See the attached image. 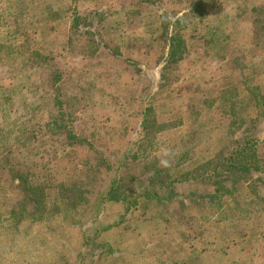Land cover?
Returning <instances> with one entry per match:
<instances>
[{"label": "rangeland", "instance_id": "rangeland-1", "mask_svg": "<svg viewBox=\"0 0 264 264\" xmlns=\"http://www.w3.org/2000/svg\"><path fill=\"white\" fill-rule=\"evenodd\" d=\"M187 1L0 0V264H264V0H206L166 69L162 17ZM74 9L106 19L82 38ZM66 124L86 142L67 143ZM242 137L259 170L221 209L205 177ZM99 154L91 201L117 174L139 195L129 213L61 195ZM187 172L199 182L150 192Z\"/></svg>", "mask_w": 264, "mask_h": 264}, {"label": "trees", "instance_id": "trees-1", "mask_svg": "<svg viewBox=\"0 0 264 264\" xmlns=\"http://www.w3.org/2000/svg\"><path fill=\"white\" fill-rule=\"evenodd\" d=\"M141 3H147V4H152L155 0H139ZM74 2H76V0H74ZM188 7L187 9H185L183 12H181V15H176L173 18H170L167 16V14H164L162 17V23L161 25H163L161 27L162 29V38L163 41L165 42L167 48H168V52H167V56L165 58V62H166V69H168L171 65H173L175 62L180 61L183 57L182 55V51H184V49L182 50L183 45L185 44L184 42V37H183V29L184 27H180L178 28L185 19H192V14L191 13H195L197 12L198 14H204V12L206 11V5H207V1L206 0H188ZM48 8V12L55 14L54 11L49 10ZM185 13H188L186 15H184ZM105 12L102 11L101 9H97L96 11H93L91 13H86V14H82L79 10L77 11V9H74L73 12V16H72V21H71V28L73 29V31L75 33H77V35L79 36H83L84 33L85 34H90L89 32L86 31V28L89 26V24L92 22L90 19H95L97 16H101L102 20L106 19V16L104 15ZM52 18V16H50ZM100 18L98 19V22H100ZM101 20V21H102ZM130 22V21H129ZM114 23V22H113ZM131 24V23H130ZM120 25V24H119ZM129 25V24H128ZM83 28V31L81 32ZM129 30H132L131 28ZM87 41V40H86ZM89 43H92L93 40L88 41ZM185 46V45H184ZM2 52H5V48L4 46H0ZM164 76L162 75V82H164ZM256 104H260V101L256 99ZM152 108V107H150ZM264 115V112L263 114ZM146 125V121L145 119L142 122V126L145 127ZM65 130V139L67 141V143H84L86 142V140L84 138H80L75 132V130L72 129V127L68 124H66L64 127ZM245 131H247V129L243 130V134L242 136L245 134ZM245 136V135H244ZM246 137H242V139L240 140H235V142H233L234 144H237V147H234V149H232V151H230L228 153V155L223 156L222 158H224L223 162L221 163V165H219V167H216L215 169L211 168L210 171L208 172V176L205 177V180H212L210 181L209 184L214 185V194L212 195L211 199H218V203H220V208L222 209V204H225V202L222 200L221 197L225 196L227 197V193H230L231 191H235V186L236 184L238 185V183L241 181H245L246 177L245 173H249L250 169L252 168V170H259V166L256 165V163L259 162L258 158L256 157L255 153H251V150H253L256 146V143L252 140V139H247L245 140ZM87 146L91 149H94V145L91 143H86ZM97 157V156H96ZM92 158L91 162L88 161H81V159H79L80 161V165L83 166V169H85L84 172L81 171V181L80 183H83L80 186V189H69V190H65L64 192L60 191L61 195L64 196V198L66 199H77L78 197H82L83 199L79 200H74L72 203L78 205V203L76 202H82L85 201L86 203H89L91 201V195L93 194V191L91 190V186L88 185V183H84V180H86L87 176H89V173H93V171H95L97 169V166L103 168V169H107L109 170V166L107 168V157H104L103 154H99V158ZM100 160V161H98ZM100 163H104V164H100ZM117 167L119 170H123V168L128 169V167L125 166L124 161H119L117 163ZM104 166V167H103ZM171 167H160V168H156L157 172L160 173H170L171 172ZM251 170V171H252ZM221 172V173H219ZM213 173H219V176L217 178H212L210 175ZM190 175L192 173L187 172L182 174V178L181 179H171L168 177L167 182H165L166 186L163 185H159L158 187H155V189H153L150 192H156V194L159 192H157L156 190L159 189H164L165 187H167L168 185H177L183 182H199L198 178H196L195 176L193 177H189V178H184V176L186 175ZM92 179V183H93V179L95 177V175H91ZM231 176H235V179L231 180ZM184 178V179H183ZM152 181V178L148 179V181L146 182L145 180V184L144 189H142V191L140 192L142 194V196H146L148 195L150 192L148 191V189H150V183ZM159 182V181H158ZM260 182V181H258ZM262 182V180H261ZM206 183V182H203ZM225 183V184H223ZM224 193H221V192ZM125 189L123 187H121L120 185V178L117 177V174L114 175L110 185L106 188V190L102 193L101 191H97L96 196L94 197V200L91 201L92 203V207L97 206L100 203H107V202H114L117 201L119 203H123V211L124 212H130V209L132 207H136V205L138 204V198L137 196H134L135 193H130V195H128ZM221 193V194H220ZM125 194V195H124ZM234 193H232L233 195ZM70 195V196H69ZM85 195V198H84ZM221 195V196H218ZM68 196V197H67ZM141 196V195H140ZM70 197V198H69ZM219 197V198H217ZM232 196H230L231 198ZM230 198H226L229 199V201H236L235 205L237 204V196H233L232 200H230ZM230 204V202L228 203V205ZM80 205V204H79ZM78 205V206H79ZM227 203L224 205V209H227ZM231 210V209H230ZM229 210V211H230ZM229 213V212H228ZM226 213V214H228Z\"/></svg>", "mask_w": 264, "mask_h": 264}]
</instances>
